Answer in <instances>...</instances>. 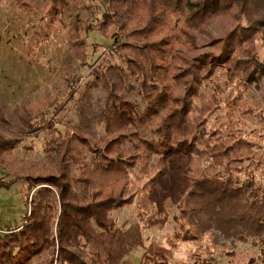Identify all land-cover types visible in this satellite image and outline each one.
Here are the masks:
<instances>
[{"label": "rangeland", "instance_id": "obj_1", "mask_svg": "<svg viewBox=\"0 0 264 264\" xmlns=\"http://www.w3.org/2000/svg\"><path fill=\"white\" fill-rule=\"evenodd\" d=\"M190 1L198 3L203 0ZM129 2L0 0V134L5 141L18 147L0 156V182H18L8 188L0 187V230H17L28 216L29 206L24 195L28 186L26 177L66 175L70 164L67 159L61 163V157L67 146L80 148L75 143L79 137L89 140L92 148L100 150L104 147L103 113L109 103L104 79L109 75V68L121 64L115 53L120 45L116 44L128 42L127 35L144 29L146 25V12H134L129 19L114 15L113 6L117 4L120 11L126 5L130 11ZM235 7L229 6L222 14L219 12L206 19L198 16L195 21H190V28L182 24L185 18L193 16L194 11L186 9L183 3L181 20L180 16L171 13L163 20L156 9L154 15L158 29L147 37L140 33L143 38L134 41V45L142 47L146 42L163 41L160 46L165 47L164 53L170 59L164 64L158 63L162 69L159 83L166 85L169 93L174 88L175 79L180 78L184 84H176L179 88H176L177 95H182L185 86L191 87L192 93L197 92L198 97L192 100L194 107L211 111L198 120L203 122L199 131H222L225 135L234 132L237 137L262 146L264 76L260 69H264V24L255 26L253 35L246 42H239L238 38L234 40L229 50L241 71L235 74L229 71L233 78L226 71L227 67L214 69L209 67L210 62L207 63L209 56H220L226 50L231 33L236 31L239 35L240 26L246 24L239 8ZM258 9L264 11L262 7ZM256 13V9L253 10L252 14ZM194 27L199 29L193 30ZM182 29L194 37L189 48L182 47L175 40ZM92 30L94 32L88 35ZM99 30L107 36L104 37ZM76 42L85 47L75 51L71 46ZM110 45L114 47L110 49ZM201 63L207 64L203 72L196 70L198 79L194 80L187 72L195 65L201 67ZM125 69L127 79L123 97L145 120L131 132L143 140L156 141L151 134V125L159 122L164 113L157 118L149 115L151 111L147 110L141 77L134 75L132 67L127 70L125 66ZM36 104H41L40 111L31 108ZM27 109L44 113L29 116L25 121L29 128L21 119ZM40 116V122L28 121ZM196 117L200 114H194ZM52 151H60V156ZM259 156L264 163V154L260 152ZM211 163L206 159L203 165L207 167ZM254 169L251 171L257 182L264 183V167ZM239 176L245 179L247 174ZM68 177L76 191H85L75 181L78 177L75 171ZM131 183L134 187L130 185L125 190L128 196L140 187L134 178ZM31 188L33 192L39 189L36 186ZM52 190L57 192L55 188ZM177 201L174 198L164 202L166 215L158 226H152L158 211L144 213L146 222L141 223L136 203L114 212L111 217L116 220L119 232L105 235L101 244L84 251L82 248L69 250L81 259L85 258L87 264H145L143 259L146 256L154 258L155 264H234L236 260L243 264H264V243H240L223 238L214 231L200 243H181L174 238L177 232L185 233L176 223L179 216Z\"/></svg>", "mask_w": 264, "mask_h": 264}, {"label": "trees", "instance_id": "obj_2", "mask_svg": "<svg viewBox=\"0 0 264 264\" xmlns=\"http://www.w3.org/2000/svg\"><path fill=\"white\" fill-rule=\"evenodd\" d=\"M129 3L130 11L126 5L120 11L117 4L113 6L114 15L129 19L134 12H146V25L144 29L127 35L128 42L116 44L120 45L115 53L121 64L109 68V75L104 79L109 93V103L103 113L104 147L100 150L92 148L89 140L79 137L75 143L80 148L67 146L61 157V163L67 159L70 164L66 175L36 178L29 175L25 178L28 186L24 195L29 213L17 230H1L0 264H87L85 258L81 259L69 248L84 251L101 244L105 235L114 234L117 222L111 217L112 213L136 203L141 223L146 222L144 213L158 211L159 215L152 224L158 226L166 215L164 202L174 198L179 206L176 223L181 232H185L183 235L177 232L174 238L181 243H200L213 231L240 243H264V183L257 182L251 171L263 169L264 163L258 158L260 152L264 154V145L237 137L234 132L225 135L222 131H199L203 122L198 120L211 111L194 107L192 100L198 97L197 92L192 93L191 87L185 86L182 95H177L176 84H184L180 78L175 79L174 88L169 93L168 87L159 83L162 69L158 63L164 64L170 59L164 53L165 47L160 46L163 41L146 42L142 47L134 45V41L143 38L140 33L147 37L158 29L154 15L156 9L163 20L170 13L180 16L181 20L183 3L186 9L194 11L191 18H185L183 24L180 22L190 28V21H195L198 16L206 19L219 12L222 14L229 6H236L246 24L240 26L239 35L236 31L231 33L226 50L220 56H209L207 60L210 68L227 67L225 69L231 76L230 72L238 73L241 67L235 63L229 49L236 38L239 42H246L253 35L254 27L264 24V11L258 9L264 8V0H203L198 3L190 0H130ZM255 9L257 13L252 14ZM197 29L199 27L193 28ZM175 40L185 48L194 43V37L185 29ZM71 47L76 51L85 45L76 42ZM113 47L110 45V49ZM207 63H201V67L199 64L193 66L187 74L197 80V72H203ZM125 66L127 70L132 67L134 75L141 77L147 110L151 111L149 115L157 118L164 113L159 122L151 125V134L156 141L143 140L131 132L145 120L123 97L127 79ZM260 71L264 76V69ZM31 108L40 111L42 107L36 104ZM33 114L44 113L27 109L21 116L23 125L28 124L25 121ZM194 114H200V117L195 119ZM40 119L41 116L32 117L28 121L40 122ZM17 148L0 134V156ZM52 152L60 156V151ZM206 159L212 162L207 167L203 165ZM73 171L78 175L75 181L85 191H76L72 187L68 176ZM242 173L247 174L245 179L239 176ZM132 178L140 187L128 196L125 190L130 185L134 187ZM14 183L18 182L2 181L0 187L8 188ZM35 186L39 189L31 191ZM31 192L33 196L29 199ZM143 263L155 264L154 258L146 256ZM234 264L243 263L236 260Z\"/></svg>", "mask_w": 264, "mask_h": 264}, {"label": "built area", "instance_id": "obj_3", "mask_svg": "<svg viewBox=\"0 0 264 264\" xmlns=\"http://www.w3.org/2000/svg\"><path fill=\"white\" fill-rule=\"evenodd\" d=\"M2 233V231L0 230V234Z\"/></svg>", "mask_w": 264, "mask_h": 264}]
</instances>
